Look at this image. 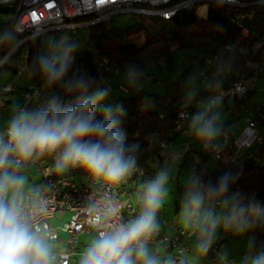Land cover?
<instances>
[{
    "label": "clouds",
    "instance_id": "clouds-1",
    "mask_svg": "<svg viewBox=\"0 0 264 264\" xmlns=\"http://www.w3.org/2000/svg\"><path fill=\"white\" fill-rule=\"evenodd\" d=\"M20 43L13 33H0V47L9 49L7 58ZM75 48L66 41L51 43L28 69L29 75L41 77L45 89L60 85L69 101L65 103L61 96L52 94L35 109L17 106L6 130L0 132V264H65V256L53 247L54 233L37 227L39 218L47 212V193L52 186L28 181L24 170L31 164L54 155L56 173L81 167L95 189L100 181L116 185L139 170V145H126L119 127L125 110L120 105L103 103L110 88H94V78L72 71ZM230 67L229 62H221L204 86L210 91L220 88L221 78ZM143 78L137 65H128L125 80L129 87H142ZM199 88V77L190 75L185 81L187 103L197 96ZM220 103L221 97L212 95L200 103L195 113L180 114L188 121L190 133L213 150L219 149L216 141L225 131ZM98 106L103 120L95 118ZM169 179V169L161 168L154 178L144 181L137 193L133 218L121 217L111 228L97 225L96 235L79 264H188L187 257L179 262L162 260L148 247L160 231L157 216L169 195ZM237 180V175L228 173L216 183H205L196 174L188 179L178 219L196 237L197 256L207 255L221 227L241 235L264 219L253 201L241 191L232 190ZM86 211L100 222L113 216L111 207L97 201L90 200ZM247 249L241 264H264V243L257 245L255 237H250ZM218 259L220 264H229L226 252L219 253Z\"/></svg>",
    "mask_w": 264,
    "mask_h": 264
},
{
    "label": "trees",
    "instance_id": "trees-1",
    "mask_svg": "<svg viewBox=\"0 0 264 264\" xmlns=\"http://www.w3.org/2000/svg\"><path fill=\"white\" fill-rule=\"evenodd\" d=\"M238 1L248 4L238 6L211 2L204 17L197 15L194 7H190L178 10L170 19L142 16L137 22L126 27L114 26L110 21L114 15L99 21H94L97 15L93 13L76 16L71 22L88 23L82 27L87 30L80 40L87 37V41L93 43L91 46H83L74 52L72 71H78L94 78L93 87L95 88L100 86L101 78L113 79L130 64H135L144 71H147V63H153L156 67H161L163 64L172 66L174 51L195 49L202 53L201 61L208 57L218 56L221 62L230 63L228 77L222 79L221 87L216 89L224 90L239 73L248 75L249 78L254 76L257 69L255 70L252 66L261 63L262 53H264V2H260L261 0ZM241 12L247 13L248 17L241 21L242 26H238L233 18ZM143 17L145 20L142 19ZM76 28L79 27L49 30L31 38L26 43L28 48L27 69L33 66V61L39 55L46 52L51 43L74 42V39H62V37L65 34H76ZM13 34L17 40L21 38ZM23 49V45L19 46L13 56H19ZM8 50L7 47H2V54ZM101 59L108 61L111 65L109 69L99 64ZM214 60L217 61L215 58ZM201 69L202 74H199ZM16 70L13 68V71ZM212 70L205 73L204 68L201 67L195 75L204 81L210 78L209 74ZM145 75L149 76L148 73ZM190 75V68H187L175 78L167 77L163 94L148 93L130 87H128V92H124L118 90L120 83L114 86L112 81L106 85V87H112L110 92L115 89L124 94L119 97L115 106L120 105L125 110L119 125L124 134L125 144L139 145L137 160L139 170L126 178L130 190L136 195L144 181L154 178L157 171L164 167L165 158L161 155L163 149L160 143L162 141L171 142L180 134L174 130L175 118L179 110L186 105L196 106L206 101L215 91L207 88L200 89L192 102L187 103L185 81ZM32 78L34 80L32 84L43 87V81L38 74L32 75ZM25 88L26 86L14 85L13 90L8 94L16 93L21 89L23 92ZM249 92H251L250 88L245 95ZM52 94L61 96L65 103L69 101V97L64 95L60 85L52 89L43 87L41 95L32 101L27 109L32 110L39 107ZM231 103L244 104V98L233 100ZM94 111L96 120H103L101 108L98 106ZM253 118L260 132L264 134V116H258L255 110ZM191 151L195 149L190 147L183 154L182 159L187 158ZM54 159V155H49L41 160L53 164ZM258 159H264V143H255L247 152L246 157H240L236 162L218 161L220 166L215 171L203 166L206 158L201 156L200 161L196 163L195 173L205 183H216L226 173L237 175L238 180L232 186V190L244 193L264 216V161ZM153 162H156V167H152ZM77 170L81 171L83 168H71L72 173ZM247 234L255 237L257 245L264 243V219L250 228ZM176 261L179 262V259Z\"/></svg>",
    "mask_w": 264,
    "mask_h": 264
},
{
    "label": "built area",
    "instance_id": "built-area-1",
    "mask_svg": "<svg viewBox=\"0 0 264 264\" xmlns=\"http://www.w3.org/2000/svg\"><path fill=\"white\" fill-rule=\"evenodd\" d=\"M200 1L223 2L238 6L248 4L238 0H7V2L0 0V33L11 32L21 37L19 39L21 41L20 46L23 45L24 49L19 56L26 62L28 58L26 43L31 38L49 30L76 27L81 24L71 22L76 16L93 13L97 15L94 21H99L112 15L134 13L140 16L170 19L178 10L194 7ZM260 2H264V0ZM247 17V13L241 12L235 15L233 19L238 26H242L241 21ZM8 53L9 50L2 54V47H0V68L6 64ZM214 58L221 62L218 56ZM99 61V64L105 66L106 69L110 68L111 65L106 59ZM252 67L257 71L260 70L258 63ZM215 70L216 68L210 72L209 77L212 76ZM202 71L201 69L199 74H202ZM116 72H118V69H116ZM227 72L221 79L226 78ZM250 79L252 80L250 83H247L243 78L232 79L222 92L213 95L220 96L221 101L226 98L241 99L257 77L254 75ZM13 86V84H8L0 87V109L6 105L7 102L4 96L13 90ZM42 88V85L38 86L36 84L26 87L22 92L23 104L19 107L26 109L32 101L41 95ZM107 88H110V91L112 90L110 86ZM118 90L129 91L128 87L124 85H119ZM199 105H186L179 110L175 118V132L182 133L188 130V121L181 119L180 114L182 112L195 113L199 109ZM247 108L243 104H231L226 109L230 114L236 115L239 109L249 112L250 108L246 110ZM257 115L264 116V111H257ZM223 127L224 134L219 137L220 141L216 142L220 145L219 149L209 148L218 161L236 162L240 157H246L247 152L255 143H264V134L260 132L253 116L247 115L244 117L243 128L235 138H232L227 125H223ZM6 128L7 126L0 129V132L5 131ZM169 144L168 141H162L160 147L165 150ZM189 148V146H186L181 155L170 154L169 157L181 159ZM258 160L264 161V159ZM35 163L38 165L41 185L52 186L51 191L47 193V212L39 218L37 227H43L54 233L53 242L62 245L57 251L65 256V264H71L72 260H78L77 264H79L80 256L96 235L97 225L111 228L119 222L121 217L128 220L124 209L134 215L137 212V205L133 203L135 197L126 179L116 185H109L104 181H100V187L95 189L92 186L91 177L88 184H82L78 183L74 174L70 172L56 173L51 163L44 160ZM195 167L196 164L193 166V174H196ZM123 197L127 198L125 204ZM90 200L97 201L101 206L111 207L113 216L105 222H100L94 216L88 215L86 210ZM52 218L62 223L54 225L51 222ZM170 226L171 232L159 231V234L152 238L148 247H155L157 251L160 249L164 252L175 251L179 256L193 250L196 237L191 234L190 230L174 224H170ZM232 235L233 233L228 232L224 239L215 241L207 255L202 257L211 261H219L218 254L223 252L224 241L231 238ZM227 256L229 264H231L233 258L228 253Z\"/></svg>",
    "mask_w": 264,
    "mask_h": 264
},
{
    "label": "rangeland",
    "instance_id": "rangeland-1",
    "mask_svg": "<svg viewBox=\"0 0 264 264\" xmlns=\"http://www.w3.org/2000/svg\"><path fill=\"white\" fill-rule=\"evenodd\" d=\"M210 3L208 1H200L197 4L194 5V10L197 13V15L204 17L207 13L208 7ZM142 17L138 14L134 13H122L114 15L110 21L114 26L118 27H126L129 25L134 24L137 22V20ZM143 17L142 19H144ZM5 20V19H4ZM88 23H81L80 25L76 26L79 28H76V34H65L63 35L62 39H74L75 41L72 42L76 46L75 52L81 49L83 46H91L92 41L88 42L87 37L83 39L82 41L81 36L84 35L86 28H82L83 26L87 25ZM140 40V38H139ZM202 53L200 51H197L195 49H179L173 52V60L174 63L172 66H168L166 64L161 65V67H156L153 65V63H147V71H143L144 78L142 80V87L138 88L148 93H156V94H163L165 89V81L167 77L175 78L178 74L185 71L187 68H190V73L197 74L198 70L203 67L205 73L207 71L211 70L213 67H216L219 65L217 61L213 59V57H208L204 61H201ZM153 62V61H152ZM5 66L0 70V86L13 84L17 87H24L31 85L34 80L32 78V75H29L28 69L25 66L26 62L20 57V56H11L7 59L5 62ZM161 63V62H159ZM260 70L257 71L255 74L257 79L254 81L253 85L250 87L251 92H249L247 95H245L244 98V104L249 107V112H246L244 109H239L238 113L236 115L230 114L227 109L224 110V113L222 115V123L223 125L228 126V130L230 134L232 135V138L237 137L239 135L241 129L244 125V117L249 115L253 116L254 111H260L264 110V53H262V61L259 63ZM13 68L17 69L16 71H13ZM127 67L124 68L121 74L115 76L113 79L109 78H101V84L99 87H106L108 82L112 81L113 85L115 84L124 85L126 87H129L126 80H125V72ZM146 73H148L149 76L146 77ZM229 72L226 74V78L228 77ZM234 78H243L247 83H250L252 80L249 78L248 75H245L243 73H239L235 75ZM249 78V80H247ZM206 80L202 81L199 79L200 82V89L206 88L204 86V82ZM131 88V87H130ZM223 90H215L213 94H217L218 92H222ZM186 94V92H185ZM121 95H124L121 91H116L114 89L113 92H110L107 100H105L103 103L105 105H113L117 103L119 97ZM6 105L0 109V129H3L7 126L8 121L10 117L15 112L17 106L23 104V95H22V89L19 90L16 93L13 94H6ZM233 100L226 98L220 103V110L223 108L224 105H226L227 102H231ZM233 104V103H232ZM229 105V106H230ZM227 106V105H226ZM27 109V108H26ZM186 133H189L186 135ZM183 141L184 148L186 146L191 147L192 149H195V151H191L187 158L185 159H173L168 156L169 152H172L176 155H181L179 153H176L175 150L172 148L170 151H167V149L162 150L161 155L165 158L164 167H167L169 169L170 173V179L168 182V189H169V195L166 197V201L162 208L160 209L157 220L159 221L161 229H165L166 231H169L170 224L174 225H180L183 226V224L179 221L177 218L178 213L175 211V206L177 205L179 211L181 208V201L183 198V195L187 188V181L193 174V166L200 161L201 156L205 157L206 160L203 163V166L205 168H209L211 171H215L219 166L220 163L217 159L214 158L213 154L210 152L209 148H206L202 141L198 140L193 134L190 133L189 130L186 132L180 133L176 138L173 139V144H176L178 142ZM220 141V138L216 142ZM156 167V162L152 163V167ZM160 170L157 171V174ZM67 172H71V168L67 170ZM72 174H74L75 179L78 183L82 184H88L90 176L88 173L83 170H77L74 171ZM24 175L28 179V181L31 184H37L39 180L41 179V176L39 174L38 165L36 163L31 164L28 168L24 170ZM135 205L136 202L133 201ZM51 222L54 225L61 224L62 222H58L55 218L51 219ZM226 232L222 227L218 229L217 231V238L216 240H220L221 237H224ZM61 235H63L61 233ZM225 238V237H224ZM249 234L245 232L244 234H241L240 236L234 235L231 239V242H242L241 244H238L241 247L240 255L239 256H232L228 253L230 257L233 258V263H241L242 257L246 252L247 249V243L249 240ZM230 240L226 239L224 241V244ZM59 243L53 242V247L57 250L61 247ZM224 252V250H223ZM169 254L173 257L176 256L177 253L175 251H169ZM195 259V258H194ZM78 260H72L71 264H77ZM188 264H219V262H209V260H205L204 257L199 256V261L191 260L188 258Z\"/></svg>",
    "mask_w": 264,
    "mask_h": 264
},
{
    "label": "crops",
    "instance_id": "crops-1",
    "mask_svg": "<svg viewBox=\"0 0 264 264\" xmlns=\"http://www.w3.org/2000/svg\"><path fill=\"white\" fill-rule=\"evenodd\" d=\"M214 59V58H213ZM213 68H215V67H213ZM212 68V69H213ZM211 69V70H212ZM247 80H249V78L247 79ZM232 104V103H231ZM226 105L227 106H229L230 105V102H227L226 103ZM226 105H224L223 106V108L220 110L221 111V113H222V115H223V113H224V110L226 109ZM246 108H247V106L245 105V104H243ZM249 108V107H248ZM248 108L246 109V110H248ZM189 130V129H188ZM189 133H186V135H188ZM173 149V150H175L176 151V153H179V154H181L182 153V151H183V148H184V143H183V141H181V142H178V143H176V144H173V142H170V144H169V146H168V148H167V151H170V149ZM170 154H174V153H172V152H169L168 153V156L170 155ZM199 162V161H198ZM41 180V179H40ZM39 180V182L36 184V185H41V181ZM133 193V195H134V197H135V202H136V197H137V195L134 193V192H132ZM123 201H124V204L127 202V198L126 197H123ZM136 204H137V202H136ZM175 211L178 213V215H177V218L179 217V213H180V211H179V209H178V207H177V205L175 206ZM124 213H125V215L127 216V218L128 219H131V218H133V216H134V214H132V213H130V212H128L126 209H124ZM178 225V224H177ZM178 226H180V225H178ZM184 227V226H183ZM169 228H170V230L169 231H166L165 229H161L162 231H165V232H171L172 231V229H171V226H169ZM227 235V233L225 234V236ZM235 234H233L232 235V237L234 236ZM224 236V237H225ZM238 236H240V235H238ZM224 237H221V239L220 240H222V239H224ZM231 237V238H232ZM249 237H251L250 235H249ZM230 238V240L228 241V242H226L225 244H224V246H223V250L226 252V253H229V254H231L232 256H234V255H236V256H239L240 255V251H239V249L241 250V247L242 246H239L238 244H241L242 242H239V243H236V242H231L232 241V239ZM220 240H218V241H220ZM215 241H217V240H215ZM214 241V242H215ZM151 247V246H150ZM150 250H152L154 253H156V254H158L159 256H160V258L163 260V259H165V258H172V259H176V260H178L179 259V261L182 259V258H185V257H187V259L189 258V259H191V260H195V261H199V256H197L196 254H195V252H194V249L193 250H191V251H189V252H186L185 254H183L182 256H171L170 254H169V251H167V252H164V250H162V249H160V250H156V248L154 247H151V248H149ZM245 255V254H244ZM195 258V259H194ZM205 260H207L206 258H205ZM209 260V262L211 263V262H219V261H211L210 259H208ZM233 264H237L236 262L235 263H233ZM239 264H241V263H239Z\"/></svg>",
    "mask_w": 264,
    "mask_h": 264
}]
</instances>
